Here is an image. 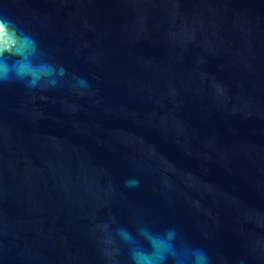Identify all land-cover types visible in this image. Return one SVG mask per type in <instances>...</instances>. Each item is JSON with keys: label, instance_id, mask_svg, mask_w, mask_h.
Here are the masks:
<instances>
[{"label": "water", "instance_id": "obj_1", "mask_svg": "<svg viewBox=\"0 0 264 264\" xmlns=\"http://www.w3.org/2000/svg\"><path fill=\"white\" fill-rule=\"evenodd\" d=\"M0 16L32 41L0 56V264H134L144 228L264 264V0H0Z\"/></svg>", "mask_w": 264, "mask_h": 264}, {"label": "clouds", "instance_id": "obj_2", "mask_svg": "<svg viewBox=\"0 0 264 264\" xmlns=\"http://www.w3.org/2000/svg\"><path fill=\"white\" fill-rule=\"evenodd\" d=\"M19 32L20 30L11 19L0 16V56L4 54L11 57L25 56L32 41L27 36L20 35ZM13 65L20 74L31 76L29 86L35 87L36 81L40 78L38 75L40 69L33 68L19 60L13 61ZM8 80V64L0 61V81L7 82ZM127 183L135 185L137 181ZM139 235L148 242L151 251L145 249L139 240L128 233V242L134 246L131 256L134 264H163L169 257L173 264H187L188 261H195V264H209L210 258L202 249L187 247L178 249L171 241V238L176 235L173 231L167 232L166 235H160L153 234L144 228L140 230Z\"/></svg>", "mask_w": 264, "mask_h": 264}]
</instances>
